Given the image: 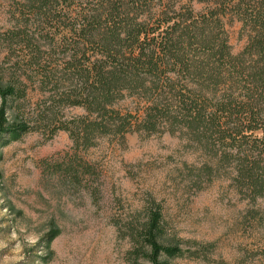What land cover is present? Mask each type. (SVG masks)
Here are the masks:
<instances>
[{
  "label": "trees",
  "instance_id": "1",
  "mask_svg": "<svg viewBox=\"0 0 264 264\" xmlns=\"http://www.w3.org/2000/svg\"><path fill=\"white\" fill-rule=\"evenodd\" d=\"M60 1L74 4L27 0L28 15L41 29L27 18L6 35L7 43L18 44L19 60L25 64L0 68V147L29 132H40L47 141L64 132L73 154L61 164L42 163L43 171L78 182L79 177H93L80 154L100 139L111 137L123 145L130 134L178 133L208 156L194 173L197 181L223 169L243 199L264 198V0H195L185 5L90 0L75 14L64 12L65 25L51 10ZM48 4L54 5L49 9ZM194 4L204 8L195 11ZM227 16L242 24L247 37L236 57L221 23ZM54 22L63 26L57 28L59 35L74 42L62 65L42 66L38 43L43 36L54 42ZM27 83L45 95L31 123L17 118ZM226 83L231 87L223 94ZM134 97L142 104L135 114L115 108ZM70 108L83 114L64 116ZM129 237L133 264L145 249L149 264H168L182 254L178 241L163 242L162 214L155 201Z\"/></svg>",
  "mask_w": 264,
  "mask_h": 264
},
{
  "label": "rangeland",
  "instance_id": "2",
  "mask_svg": "<svg viewBox=\"0 0 264 264\" xmlns=\"http://www.w3.org/2000/svg\"><path fill=\"white\" fill-rule=\"evenodd\" d=\"M166 1L185 5L195 0ZM90 3L60 1L48 8L65 25L64 12L75 14ZM28 6L27 0H0V68L25 64L18 44L5 39L27 18L39 28ZM202 8L193 5L195 11ZM221 23L231 55L239 56L247 41L242 24L228 16ZM52 27L54 42L43 36L38 43L42 66L62 65L74 42L59 35L62 24ZM230 87L223 85V94ZM44 96L36 84L27 83L17 118L31 123ZM115 108L135 114L142 104L134 97ZM82 114L78 108L63 111L66 117ZM72 154L64 132L49 141L40 132H29L0 147V264H133L130 231L145 222L150 201L161 209L163 242L176 240L182 251L168 264H264V198L243 199L223 169L197 181L194 173L208 156L186 137L130 134L123 145L111 137L100 139L80 154L93 177H79L78 182L43 171L42 163L61 164ZM146 254L145 249L136 264H149Z\"/></svg>",
  "mask_w": 264,
  "mask_h": 264
}]
</instances>
